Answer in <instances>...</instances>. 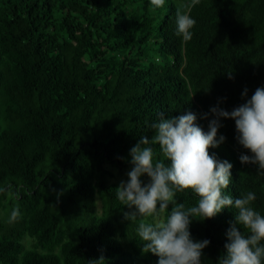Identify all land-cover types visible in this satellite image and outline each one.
Instances as JSON below:
<instances>
[{
	"label": "trees",
	"instance_id": "1",
	"mask_svg": "<svg viewBox=\"0 0 264 264\" xmlns=\"http://www.w3.org/2000/svg\"><path fill=\"white\" fill-rule=\"evenodd\" d=\"M178 9L196 21L189 41ZM258 87L264 0H0V264H157L102 163L131 169V147L161 117L190 111L207 132L203 114L231 112ZM220 123L225 141L209 153L232 165L226 194L254 192L264 215V171L241 164L251 153L233 120ZM176 199L198 201L191 190ZM235 215L192 222V238L210 242L201 264H219Z\"/></svg>",
	"mask_w": 264,
	"mask_h": 264
},
{
	"label": "clouds",
	"instance_id": "2",
	"mask_svg": "<svg viewBox=\"0 0 264 264\" xmlns=\"http://www.w3.org/2000/svg\"><path fill=\"white\" fill-rule=\"evenodd\" d=\"M198 2L192 0L193 5ZM151 3L161 8L165 0ZM195 24L190 10H177L176 34L184 41L191 40ZM209 115L212 119L207 132L190 111L161 117L152 125L154 136L141 137L131 147V169L127 179L115 188L117 199L129 209L124 212V219L139 218L137 234L143 252L156 256L157 264H201L203 250L210 242L192 238V222L213 219L231 208L236 215L225 233L227 242L219 264H264V215L253 207L256 194L248 191L235 199L226 194L232 165L209 153V149L218 148L225 141L223 135L217 138L220 121L231 119L235 122L238 144L251 153L240 156L241 164L256 165L264 171V87H258L250 99L231 112L216 106L201 119H208ZM152 144L159 146L163 159L155 158ZM185 190L198 197L197 204L187 209L176 199V194ZM11 215L17 218L19 209Z\"/></svg>",
	"mask_w": 264,
	"mask_h": 264
},
{
	"label": "rangeland",
	"instance_id": "3",
	"mask_svg": "<svg viewBox=\"0 0 264 264\" xmlns=\"http://www.w3.org/2000/svg\"><path fill=\"white\" fill-rule=\"evenodd\" d=\"M102 167H104V168L106 167L112 173V175H113L112 178H110V177L108 178V182L109 183L115 182L118 185H119V183H120L121 180H126L127 179L126 174H127V172L130 171V169L129 168H126V167H123V168H113V167H109L104 162L102 163ZM101 204L102 203H101L100 198L98 196H96L95 208H94V210L96 211V213L99 212V210L101 208ZM24 243H25L26 247H29V245H30L31 242H30V240L28 238H26L24 240Z\"/></svg>",
	"mask_w": 264,
	"mask_h": 264
}]
</instances>
